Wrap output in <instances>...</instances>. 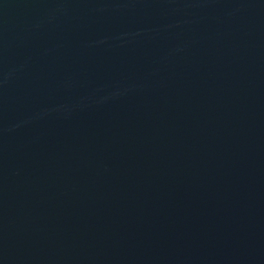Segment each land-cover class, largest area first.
I'll return each mask as SVG.
<instances>
[{"label":"water","instance_id":"water-1","mask_svg":"<svg viewBox=\"0 0 264 264\" xmlns=\"http://www.w3.org/2000/svg\"><path fill=\"white\" fill-rule=\"evenodd\" d=\"M0 264H264V0H0Z\"/></svg>","mask_w":264,"mask_h":264}]
</instances>
